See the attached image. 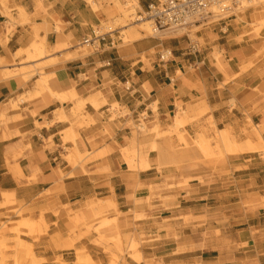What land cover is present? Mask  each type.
<instances>
[{"label": "crops", "instance_id": "0c3cea01", "mask_svg": "<svg viewBox=\"0 0 264 264\" xmlns=\"http://www.w3.org/2000/svg\"><path fill=\"white\" fill-rule=\"evenodd\" d=\"M91 3L0 5V244L16 247L0 255L7 264H264V237L247 250L176 251L181 215L198 213L182 206L178 184L190 176L197 193L204 173L169 148L186 150L179 134L213 130L230 145L264 147V27L254 29L264 18L248 9L187 36H148L138 24L107 29L121 19L113 0ZM94 34L104 41L84 46ZM262 153L229 154L228 166L264 167ZM14 210L35 225L32 236L21 229L23 244L10 232ZM252 219L264 232V207ZM131 240L138 250L119 254Z\"/></svg>", "mask_w": 264, "mask_h": 264}, {"label": "rangeland", "instance_id": "374dc122", "mask_svg": "<svg viewBox=\"0 0 264 264\" xmlns=\"http://www.w3.org/2000/svg\"><path fill=\"white\" fill-rule=\"evenodd\" d=\"M6 0H0V5L4 6ZM116 16L115 18H121L114 22V25L105 26L108 28H113L115 26L124 25H137L138 28L146 32L148 36H152L151 30L149 28V22L143 20L147 24H141L142 22H136L138 17L146 18V9L140 8L136 0H113ZM88 3L92 5L91 0ZM92 9H96L92 5ZM248 9H252V18H264V0H252V3L247 4L246 7L238 9L235 14L243 13ZM22 12V9H19ZM259 27L254 26V29H259L264 27V21L260 20ZM254 25L256 20H254ZM146 30V31H145ZM167 35V34H166ZM124 40H131L132 37L128 36L127 33H122ZM37 46H34V51L37 52ZM40 53V54H39ZM38 55H42L39 52ZM114 109V108H113ZM176 114V123L179 126H184L186 121H183L181 117L180 108ZM204 111H199L203 113ZM178 142L183 145L187 150L193 148L192 155L186 150L180 151L177 146H170V151L174 153L182 152L180 158L182 160H187L192 165L190 169H197L200 174L195 183L198 184V192L190 191L188 182L192 179L190 176L185 177L178 184L182 189L186 190V198H189L183 207H193L198 213L192 214L187 212L181 215L179 219L182 224L183 245L179 246L176 251H186V250H216L218 253L224 251L231 252L237 250H247L249 247L254 245L253 239H261L264 237V232H255L254 228H249L255 222L252 219L255 211L258 208L264 207V167L246 164L241 166L239 164L233 165L230 163L228 166L227 156L229 154H238L244 151L255 150L256 148L262 150V156L264 157V147L247 146L239 148L238 145H230L229 141L227 143L223 134H219L216 130H213L212 136H197L195 139L190 140L182 135H177ZM223 138L225 141H223ZM225 143V144H224ZM261 144V143H260ZM177 147V148H176ZM179 150V151H178ZM77 153H73L72 157H77ZM134 153L130 156L129 166L133 168ZM263 170L262 172H260ZM206 171H210L209 174H205ZM259 177H255V175ZM259 195L263 196L262 198ZM5 197L6 205L9 204V199L6 194ZM14 215L19 217L18 222H10V226H16L14 229H9L13 232L15 237V242L17 244H23L19 241V237L24 235L21 231L22 228L27 229L25 235L32 236L34 233L35 225L31 222L24 221L23 211L14 210ZM76 224L79 221L75 222ZM262 223V222H261ZM104 223L101 222L100 226ZM88 229L90 225L86 226ZM6 229V227H5ZM39 234H42L40 231ZM173 238L178 239L176 234L172 233ZM250 240V246L248 245V239ZM116 243L120 245L119 239ZM0 249L6 251L9 249L15 250L16 247L8 248L0 244ZM117 250L119 254L124 253H134L138 250V245L134 240H131L129 245L122 247L118 246ZM29 257L32 258L29 252ZM7 257L0 255V264L6 263ZM112 259L116 260V257L112 255ZM88 263L89 261H84ZM255 261H253V264ZM13 264H18L14 260ZM31 264V263H30ZM40 264V263H32ZM110 264H117L116 262H110Z\"/></svg>", "mask_w": 264, "mask_h": 264}, {"label": "built area", "instance_id": "2783aa9c", "mask_svg": "<svg viewBox=\"0 0 264 264\" xmlns=\"http://www.w3.org/2000/svg\"><path fill=\"white\" fill-rule=\"evenodd\" d=\"M252 0H149L145 16L150 21L153 36L181 34L187 36L197 29L223 22L235 16L237 9ZM104 41L103 35H93L82 44L94 47ZM194 50V47H191ZM160 56V59H163Z\"/></svg>", "mask_w": 264, "mask_h": 264}, {"label": "bare ground", "instance_id": "6f19581e", "mask_svg": "<svg viewBox=\"0 0 264 264\" xmlns=\"http://www.w3.org/2000/svg\"><path fill=\"white\" fill-rule=\"evenodd\" d=\"M251 3H252V1H251ZM244 7H246V6H244ZM243 8V7H242ZM240 9V8H239ZM238 10V9H237ZM143 20H146V21H148L149 22V28H150V30H151V27H150V21L148 20V19H146V18H140V17H138V19H137V21L136 22H142ZM152 33V32H151ZM174 34H176V33H174ZM166 35V34H165ZM167 35H170V34H167ZM152 36H153V34H152Z\"/></svg>", "mask_w": 264, "mask_h": 264}]
</instances>
